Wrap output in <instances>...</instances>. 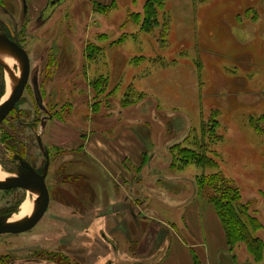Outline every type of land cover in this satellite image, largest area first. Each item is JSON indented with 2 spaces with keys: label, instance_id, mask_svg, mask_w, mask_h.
Here are the masks:
<instances>
[{
  "label": "rangeland",
  "instance_id": "rangeland-1",
  "mask_svg": "<svg viewBox=\"0 0 264 264\" xmlns=\"http://www.w3.org/2000/svg\"><path fill=\"white\" fill-rule=\"evenodd\" d=\"M28 1L41 10L47 5ZM147 2L61 0L50 20L28 30L33 66L41 69L55 111L45 134L48 145L56 143L49 145L51 202L34 230L0 237V264H153L166 246L155 253L158 246L144 234L158 219L172 222L190 244L175 239L172 256L161 264H191L186 250L203 264H256L245 244L229 250L208 200L218 184H200L202 177L220 173L239 189L241 202L261 222L255 234L264 240V0H164L158 24L144 29ZM98 80L102 85L94 86ZM10 92L1 97L0 87V103ZM34 102L33 92H26L13 115L25 126L16 135L30 139L26 144L40 164L34 130L43 113ZM213 121L219 140L209 154L217 167L182 164L181 148L196 149L202 124ZM60 126L70 128L68 136ZM69 136L73 150L61 147ZM101 139L114 150L117 161L108 167L117 177L99 161L105 154L97 146ZM6 142L0 131V162L10 171ZM129 142L133 154L120 160ZM160 189L177 202L161 199ZM26 197L23 190L0 191V207ZM193 198L200 213L186 218L195 221L192 237L178 222ZM19 210L12 218L19 220ZM104 232L117 253L101 238ZM166 235L160 232L163 243Z\"/></svg>",
  "mask_w": 264,
  "mask_h": 264
},
{
  "label": "flooded vegetation",
  "instance_id": "flooded-vegetation-1",
  "mask_svg": "<svg viewBox=\"0 0 264 264\" xmlns=\"http://www.w3.org/2000/svg\"><path fill=\"white\" fill-rule=\"evenodd\" d=\"M46 2H47V5L41 10L39 5L37 4L30 5L28 0H0V33L5 34L11 41L17 43L21 48L25 49L30 59V72H29L30 74L28 77V82L24 88V92L22 96L20 97V99L17 101L14 108L10 111V113L6 116V118L0 124V131L3 132L4 138L7 140V142L5 143V146H6L5 150L12 153L13 165L10 171H8L4 168V165L2 164V162H0V168L2 169L4 173L8 171L6 172L7 175L16 176L21 170L20 169L21 161L19 158H23L24 160L30 163V165L37 171V173L43 174L46 156H45L43 148L40 145V140H41V143L43 144L44 149L45 150L48 149L47 151L49 153L50 163H49L48 173L46 176V182H47V185L50 191V187L48 184V174L51 168V161L53 157V151L51 150L50 146L56 145V143L54 142L55 139L54 141L51 140L50 141L51 143H49L50 145L49 146L47 144L48 143L47 139H49V137L45 139V134H46V131L50 127L51 121L55 117V111H54V108L52 107L53 105L47 102L46 93L44 90L45 79L44 78L42 79L40 75L41 69L35 68L33 66L32 54L30 53V50L26 44L27 42L25 40L28 30L32 28L36 29L37 27H40L42 24H45L48 20H50V18L53 16L54 12L56 11V7L51 5V0H47ZM50 6H52V8H50ZM10 68L15 71L17 76H20L21 68H20V64L18 60H17V65H15L14 67H10ZM0 72H1L0 87L3 90V94L1 97H3L4 95L7 94L8 72L6 71L5 66L1 62H0ZM37 88L39 89L41 96H42L41 102H39L37 99V95H36ZM26 92L28 93L33 92V95L35 98V102L33 103V105L39 111L43 113V116L41 117L42 119H40V122H38L39 127L37 130H34L35 126L33 125L31 126L30 122H24L27 124L28 127L30 128L32 127V129L35 131L36 147H38L39 151L43 155V159H42L43 161H41L40 164L36 163L35 161L36 156H35L34 151L30 148V146L26 144V142H29L30 139L29 141L25 142L20 136L16 135V132H19L20 129L21 130L24 129L25 126H23V124L21 123L22 117L19 115L15 117L13 113L17 112V110L19 109L23 96ZM64 128L67 130V132L70 131V128L68 126H65ZM66 135H69V134H66ZM21 136H24L23 133H21ZM68 139H69L70 144L65 142V146H61V147H66V149L69 148L68 150H73L72 149L73 144H71V141H72L71 136H69ZM18 190H23L25 193H27V196L29 194V191L23 187H15L11 189H0L1 192H5V193L6 192L10 193L12 191H18ZM26 198L24 199V201L26 200ZM50 202H51V193H50ZM16 203L17 201H15L14 203H8L4 206H1L0 215L2 216L12 215L13 216L15 214V211L17 209H20V206L22 204L20 203L19 205H16ZM49 207H50V204H49ZM36 226L22 233H6V234L1 235L0 237H3L5 235L19 236V235H23L26 233L28 234L30 231L34 230ZM101 238L103 239V241H105L109 245L111 250H113L116 253L118 252V247L116 246L115 242L111 240L105 232L103 233V236ZM112 254L114 253L112 252ZM15 261L16 260L12 261L10 264H31L32 262L31 261V262L17 263Z\"/></svg>",
  "mask_w": 264,
  "mask_h": 264
},
{
  "label": "trees",
  "instance_id": "trees-1",
  "mask_svg": "<svg viewBox=\"0 0 264 264\" xmlns=\"http://www.w3.org/2000/svg\"><path fill=\"white\" fill-rule=\"evenodd\" d=\"M164 0H148L143 12L142 26L154 28L158 24V9ZM102 85L101 81H96L94 86ZM218 124L216 121L203 123L201 127V137L195 138L196 149L181 148L179 158L182 164L194 163L202 167H217V161L209 154L214 153L210 146L219 140L217 134ZM212 151V152H211ZM213 157V158H212ZM208 180H210L208 182ZM200 187L207 184H218L219 188L214 189V193L208 196V200L214 208L222 223L227 245L231 253L234 252L238 244H245L256 264H262L264 259V240L255 234L262 225L260 220L249 214L248 206L241 202L242 194L237 188L226 181L220 173H215L212 177L201 178ZM195 264H203L197 255H194Z\"/></svg>",
  "mask_w": 264,
  "mask_h": 264
},
{
  "label": "water",
  "instance_id": "water-1",
  "mask_svg": "<svg viewBox=\"0 0 264 264\" xmlns=\"http://www.w3.org/2000/svg\"><path fill=\"white\" fill-rule=\"evenodd\" d=\"M60 1L61 0H51V5L56 7ZM52 6H50V8H52ZM1 53L14 56L20 64L21 71L20 76H17L15 71L12 70L0 57V62L5 66L8 75L13 81L9 97L0 103V124L22 96L30 74V59L27 51L21 48L17 43L11 41L3 33H0V54ZM36 95L38 101L41 102L42 96L38 88L36 90ZM40 145L46 156L43 174L37 173L28 161L19 158L21 161L20 172L16 176H6L4 179H0V189L23 187L35 196L34 201L36 202L35 211L19 220L11 221L12 215H0V236L6 233H22L34 228L43 218L49 207L50 191L46 182V176L49 169L50 159L49 153L44 149L41 140Z\"/></svg>",
  "mask_w": 264,
  "mask_h": 264
},
{
  "label": "crops",
  "instance_id": "crops-1",
  "mask_svg": "<svg viewBox=\"0 0 264 264\" xmlns=\"http://www.w3.org/2000/svg\"><path fill=\"white\" fill-rule=\"evenodd\" d=\"M61 130H63V132H61L60 134H64L63 136H68V135H66V134H68V133H70V131H68L67 132V130L63 127V126H60L59 127ZM57 135V134H56ZM62 137V136H61ZM56 139L59 141L61 138L60 137H56ZM67 140V141H66ZM66 140H65V142H67V143H69L70 144V142H69V139L68 138H66ZM78 142L80 141V139H78L77 140ZM71 144H73L74 145V147H75V144H74V141L72 140L71 141ZM124 144H125V142H124ZM123 144V145H124ZM133 144V143H132ZM132 144H130V142L128 143V145H129V151L128 150H125V152H126V154H123V155H120L121 157H124L123 159L121 158L120 160H124L125 159V157H128V159L131 157V154H133L131 151H133L134 149H133V147H134V145H132ZM89 145H90V141H88L87 142V146L86 147H89ZM97 146H99V147H101L102 149H103V152L105 153L104 154V156L101 158V159H99V161H100V163L101 164H103L105 167H106V169H107V171H108V173L111 175V176H113V171L112 170H110L109 169V167H108V165L111 163H113L114 161H117V158H116V156H115V154H114V150H113V153H111L112 151H110L109 150V148H107L108 147V145H107V143H106V141H104V139H101V140H97ZM108 150V151H107ZM91 152H93V151H91ZM136 154V153H135ZM94 158H95V156H93ZM98 159V158H97ZM142 162H143V160H141ZM141 162V163H142ZM115 170V169H114ZM119 172L120 173H122V172H124L123 170H122V172H121V170H119ZM115 175V174H114ZM122 175V174H121ZM114 177H117L116 175L114 176ZM120 177V174L118 175V178ZM162 191H164V194H163V196H161V199H164V200H166V202H173V203H175V202H177V199L175 198V197H171L170 195H169V193L166 191V190H164V189H160V192H162ZM168 196V197H167ZM173 198V199H172ZM168 199V200H167ZM189 203H191V204H186V208H185V210H187V213L185 214V219L184 218H180V220H179V222L178 223H182L183 225H184V228H185V231L187 230L188 232L190 231V233H191V235H192V237H193V234H192V232H191V230H190V228L192 229V231L194 232V225H195V221H193V220H188V219H186V218H188L189 217V215H191L193 212H196V214H198L199 215V210H198V208H196V210L194 209L195 207H194V203H195V201H194V198L189 202ZM191 208H193V209H191ZM136 215L137 216H139V214L138 213H136ZM218 215V214H217ZM139 218H142V213L140 214V216H139ZM145 218V217H144ZM200 218H203L202 217V214H201V217ZM218 218H219V216H218ZM153 219V218H152ZM132 220H135V216L133 217V219ZM161 223H159V224H157V221H155L154 220V222H152V224L150 225V227H148L147 229H146V231H145V234H144V236H149V235H151L150 236V238L151 239H153L154 240V243H153V246H154V244H155V246H158V248H156V250H155V253H157L159 250H162V248L164 247V246H166V249H165V252H166V254H165V256L161 259V260H156L155 261V263H153V264H161L162 262H160V261H162V260H164L165 258H166V256H168V254L170 255V256H172V254H173V252H174V249L172 248L173 247V242H174V240L175 239H177V244H178V241L180 242V244L181 245H183V244H185V247L187 248L188 246L190 247V244H188V243H186L182 238H181V236L176 232V228L175 227H171L172 225H173V223L171 222V223H168V222H166V224H165V222L162 220V219H158ZM220 220V219H219ZM137 221H139V219H138V217H136V220H135V222L137 223ZM163 223V224H162ZM221 223V222H220ZM222 224V223H221ZM171 225V226H170ZM129 227H130V224L128 225ZM153 226H155V231H152L153 230ZM222 228H223V226H222ZM160 232H166L167 234H169V236L168 235H166V237H168V238H166L165 239V241H167V239H168V241H167V243H163L162 242V238H161V236H160ZM223 233H224V229H223ZM225 234V233H224ZM146 237V238H147ZM144 239H145V237H144ZM198 240V241H197ZM196 241V243L197 244H199L198 242H200V240L199 239H197ZM194 241V240H193ZM203 243V246H207V244H206V242H202ZM196 245V244H195ZM141 248H142V246H141ZM208 249H209V252H211L212 251V248L211 247H208ZM147 251V249L145 250V252ZM216 251H217V248H216ZM186 254H188V261L191 263V264H195V262H194V256H192V254L190 253V250H186ZM209 257H210V254L208 255Z\"/></svg>",
  "mask_w": 264,
  "mask_h": 264
},
{
  "label": "bare ground",
  "instance_id": "bare-ground-1",
  "mask_svg": "<svg viewBox=\"0 0 264 264\" xmlns=\"http://www.w3.org/2000/svg\"><path fill=\"white\" fill-rule=\"evenodd\" d=\"M0 57L10 67H14L15 65H17V59L10 54L1 53ZM12 86H13V81H12L11 77L8 75L7 76V92H9L11 90ZM5 177H6V174H4V172L0 168V179H4ZM34 197L35 196L29 192L26 200L20 206V211H19L18 215L16 216V217H18V219L24 218L25 216H28L33 211H35L36 202L34 201ZM11 221H16V218H12Z\"/></svg>",
  "mask_w": 264,
  "mask_h": 264
}]
</instances>
